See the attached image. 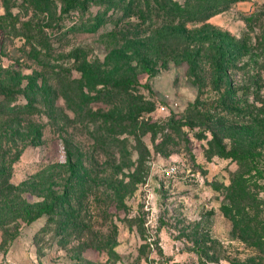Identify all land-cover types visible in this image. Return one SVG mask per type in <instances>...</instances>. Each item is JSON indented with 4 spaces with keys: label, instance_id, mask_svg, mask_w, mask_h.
I'll return each instance as SVG.
<instances>
[{
    "label": "rangeland",
    "instance_id": "obj_1",
    "mask_svg": "<svg viewBox=\"0 0 264 264\" xmlns=\"http://www.w3.org/2000/svg\"><path fill=\"white\" fill-rule=\"evenodd\" d=\"M204 23L237 37L250 31L256 43L264 0L197 23L166 15L156 0H0V106L17 108L0 112V264H264V242L222 207L219 184L237 161L211 153L210 131L185 117L199 95L210 102L224 90L201 94L182 57ZM259 52L232 77L246 80ZM128 80L134 89L109 100L107 89ZM138 105L153 130L109 125V115ZM68 179L82 217L65 228L40 209ZM258 198L264 233V190Z\"/></svg>",
    "mask_w": 264,
    "mask_h": 264
},
{
    "label": "trees",
    "instance_id": "obj_2",
    "mask_svg": "<svg viewBox=\"0 0 264 264\" xmlns=\"http://www.w3.org/2000/svg\"><path fill=\"white\" fill-rule=\"evenodd\" d=\"M158 7L172 18H179L186 22H205L212 15L223 11L241 0H156ZM249 28L252 29L253 15L244 16ZM202 30L197 34L190 33L182 46V57L189 63V73L193 80L203 88L210 85L217 90H224L218 98L202 101L200 95L195 103L188 108L185 117L191 122L199 123L205 131H210L212 137L208 140L211 153L229 157L237 161L238 167L230 172L229 182H221L220 190L224 194L222 207L226 213H231L238 227L248 228L258 235V242H264V233H257L256 225L260 223L256 215L261 200L258 194L264 190V25L257 35L256 43L252 40L251 32L237 37L227 30H222L204 23ZM259 49L262 62L254 60L252 72L243 82L232 77V71L241 61L246 63L253 58L255 50ZM130 80L120 83L117 87H110L106 91L109 100L117 98V93L129 94L134 89ZM25 110H32L30 104H25ZM22 108V107H21ZM13 104L0 106L1 113L16 110ZM124 114L109 115V125L115 124L121 130L128 131L139 122L140 132L153 130L156 123L140 119L143 106L131 107ZM195 124V123H192ZM114 130V129H113ZM118 130V129H117ZM204 131V132H203ZM136 135L139 142L138 132ZM231 140L228 148L225 139ZM139 151V161H144L146 155L144 146H136ZM142 169V166H139ZM84 180L90 185L89 172L85 168ZM141 179L138 174L132 175L130 182L126 183L131 189ZM218 187V188H219ZM73 186L70 180L66 183L61 195L55 200L46 203L40 210L53 215H61L65 228L79 224L81 215L73 209L70 201ZM125 193V192H124ZM70 210H64L65 204ZM67 209V208H66ZM34 209L27 207L25 215L30 221ZM82 217V216H81ZM75 219L76 221L72 219ZM66 219H70L68 223ZM53 220V217L48 219ZM71 223V224H70ZM81 223V222H80ZM258 226V225H257ZM89 246V245H87Z\"/></svg>",
    "mask_w": 264,
    "mask_h": 264
}]
</instances>
